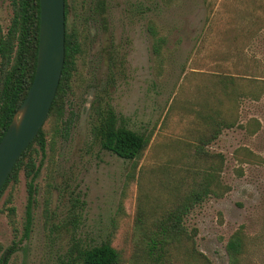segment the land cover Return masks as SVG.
Listing matches in <instances>:
<instances>
[{
    "label": "rangeland",
    "instance_id": "374dc122",
    "mask_svg": "<svg viewBox=\"0 0 264 264\" xmlns=\"http://www.w3.org/2000/svg\"><path fill=\"white\" fill-rule=\"evenodd\" d=\"M80 1L66 0L82 48L64 99L66 129L36 158L25 235L23 173L0 195V264H57L73 240H108L121 264H142L134 243L172 206L177 181L209 164L216 195L182 220L205 259L177 254L166 264H264V0H105L103 21L83 20ZM10 15L9 0H0L3 28ZM148 22L167 39L158 56L149 50ZM96 96L107 98L121 124L150 133L134 166L93 141ZM208 110L233 125L212 137L201 119ZM44 128L48 140L51 121ZM199 136L207 140L203 157L193 154ZM234 231L243 245L231 263L225 245Z\"/></svg>",
    "mask_w": 264,
    "mask_h": 264
},
{
    "label": "trees",
    "instance_id": "16d2710c",
    "mask_svg": "<svg viewBox=\"0 0 264 264\" xmlns=\"http://www.w3.org/2000/svg\"><path fill=\"white\" fill-rule=\"evenodd\" d=\"M166 0H163V2ZM11 15L9 22L3 28L0 25V138L5 132L14 112L23 100L31 83L38 38V0H9ZM72 17L75 16V5L70 6ZM81 9V10H80ZM79 10H83L85 21L104 20L106 11L105 0H81ZM68 3L64 0V39H63V64L60 77L56 86L53 99L50 103L46 119L32 140L20 153L11 170L0 187V195L8 185L17 182L18 174L23 173L26 186L25 220L23 224L24 235L30 223V212L34 205L36 186L33 183L37 175L41 159L36 162L38 155L44 154L45 145L53 143L55 134L65 131L63 120L64 99L72 94L71 79L74 74L76 57L81 53L79 31L75 26L68 27ZM146 32L150 37V52L158 56L167 39L158 33L151 22L146 24ZM91 121L90 134L100 149L113 155L131 161L141 156L148 144L150 133H138L118 120L114 108L107 98L96 96L90 106ZM217 110H208L201 119L213 131L215 136L219 126L230 127L233 121L228 122L218 118ZM46 121H51L53 132L47 140V130L44 128ZM207 140L197 138L193 145V154L196 157L206 155L202 146ZM132 166V167H133ZM208 168L199 169L190 175V180L181 178L175 185V197L172 206L161 216L150 223V228L142 232L140 242L134 244L138 248L142 264H166L177 254H183L194 260L205 257L193 247L191 233L184 227L182 220L189 210L200 204L209 194L216 195L215 168L209 164ZM184 180L186 183H184ZM8 203L9 199L4 200ZM77 201V200H75ZM47 201L44 200L43 211L47 212ZM7 215L11 217L14 212L12 206L6 207ZM46 215V214H45ZM137 224L142 225V220L137 218ZM243 245L242 234L234 231L228 238L225 249L229 261L234 263L241 253ZM121 252L106 240L97 245H81L73 240L69 248L57 264H121Z\"/></svg>",
    "mask_w": 264,
    "mask_h": 264
},
{
    "label": "water",
    "instance_id": "95a60500",
    "mask_svg": "<svg viewBox=\"0 0 264 264\" xmlns=\"http://www.w3.org/2000/svg\"><path fill=\"white\" fill-rule=\"evenodd\" d=\"M64 0H38L34 72L27 92L0 138V187L46 119L63 64Z\"/></svg>",
    "mask_w": 264,
    "mask_h": 264
}]
</instances>
